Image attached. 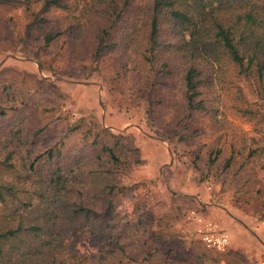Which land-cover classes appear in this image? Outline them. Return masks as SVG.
Masks as SVG:
<instances>
[{"label":"rangeland","instance_id":"obj_1","mask_svg":"<svg viewBox=\"0 0 264 264\" xmlns=\"http://www.w3.org/2000/svg\"><path fill=\"white\" fill-rule=\"evenodd\" d=\"M97 1L66 0L70 10H44V0H0V110H6V115L0 116L3 141L10 143V130L20 129L25 142L34 140L41 150L64 139L78 156L101 127L118 134L125 132L129 164L118 168L114 179L134 188L127 195L115 197L116 203L132 218L137 215L139 203L156 219L171 223L168 235L175 232L183 245L182 256L173 264H195L194 242H200L198 249L205 247L191 216L192 210L204 209L188 192L203 189L201 192L211 194L210 202L228 204L242 220L264 227V82L245 78L234 65L223 73L205 65L208 73L200 85L204 107L179 126V110H185L182 72L158 71L157 66L140 59L146 35L142 21L137 20V40L134 36L125 74L116 70L120 46H111L121 34L116 24L109 31V46L99 56L93 54L96 27L79 33L72 26L78 22H87L89 27L112 26V20L82 10L83 4ZM149 2L137 0L141 6ZM33 12H39L41 19L36 21ZM50 32L56 36L47 42ZM153 106L158 113L150 115L148 110H154ZM83 130L93 132L85 134ZM183 130L189 134L184 139L180 136ZM143 135L163 141L169 149L163 167L155 166L150 154L156 151L161 155L164 148L153 145ZM257 148L259 153L252 156L250 151ZM86 152L80 155L86 157ZM20 154L13 156L14 168L4 166V178H15L23 168ZM231 157L235 167L242 161L249 162L235 180L228 178L230 171H236L226 166ZM186 182L189 188L184 187ZM216 222L222 225L219 217ZM220 228L231 236L229 230ZM77 238L83 254L100 249L99 236L80 233ZM145 238L146 234L141 240ZM142 241L143 256L156 245L155 234H150L146 245ZM228 252L220 253L225 255L220 264H247L240 258L231 259ZM250 264H264V256L259 255Z\"/></svg>","mask_w":264,"mask_h":264},{"label":"trees","instance_id":"obj_2","mask_svg":"<svg viewBox=\"0 0 264 264\" xmlns=\"http://www.w3.org/2000/svg\"><path fill=\"white\" fill-rule=\"evenodd\" d=\"M87 5L82 6L84 12L90 10L112 20V26L89 27L87 22L72 26L79 33L96 27L93 54L99 56L109 46L110 29L117 25L121 34L111 46H120L119 74L128 72L137 20L146 27L140 59L157 66L158 71L182 72L185 110H179V126L204 107L200 85L207 77L205 65L222 73L234 65L245 78L264 82V0H150L146 6L138 5L137 0H98ZM53 7L70 10L71 6L66 0H44V10ZM38 13L33 12L36 21L41 19ZM53 33H47V42L56 36ZM153 109L148 110L150 115L158 113ZM4 115L6 110L1 108L0 116ZM10 132V143L0 134V155H4L0 160V264H173L182 256L181 240L175 232L168 235L171 223L156 219L139 203L135 218L118 208L115 197L134 188L114 179L116 170L129 164L125 132L101 127L91 144L83 147L88 152L81 150L78 156L64 139L41 150L36 141L25 142L23 130ZM180 136L184 139L189 134L183 130ZM28 144L31 147H25ZM258 151L250 153L253 156ZM85 152L86 157L80 155ZM16 153H21L23 168L15 178H4L1 171L4 166L15 167L12 159ZM248 163L242 161L235 167L231 157L226 166L236 171H230L228 178H239ZM80 233L100 237L97 253L80 252ZM152 233L156 245L142 256L141 238L146 234V245ZM198 246V241L192 246L195 264H220L213 249Z\"/></svg>","mask_w":264,"mask_h":264},{"label":"crops","instance_id":"obj_3","mask_svg":"<svg viewBox=\"0 0 264 264\" xmlns=\"http://www.w3.org/2000/svg\"><path fill=\"white\" fill-rule=\"evenodd\" d=\"M146 139H149L153 145H159V147H163L164 151L162 154L156 155V151L151 152V158L154 159L155 166L163 167L165 164V159H167L170 156L169 149L164 146L165 144L163 141L153 139L151 137H146L143 135ZM138 141V140H137ZM141 142V140H140ZM143 151H146L145 148ZM165 156V158L163 157ZM172 183V180H170ZM186 183H183L184 187L189 188L190 186ZM195 185V184H194ZM189 190V189H188ZM203 190V189H201ZM201 190H196V192L191 193L188 192L187 194L191 195V197L196 201L201 202L200 205L204 210H201L199 213L200 216L203 217L205 220L216 222V218L219 217L221 219L222 225H220L218 222H216L220 227L226 228L231 233V244L229 247L225 250H229L230 252V258H240L245 261V263L250 264L252 261H254L259 255L264 256V227H257V225L249 224L247 220H242L239 218L236 214H234L231 211V206L223 204H218L214 202H210V196L211 194L209 192H201ZM186 192H183L184 195ZM233 209V208H232ZM193 218V217H192ZM196 222V220H195ZM197 224V222H196ZM260 224V223H259ZM262 224V222H261ZM200 239V237H199ZM201 240V239H200ZM202 241V240H201ZM202 243H204L202 241ZM205 244V243H204ZM206 248H210L205 244ZM213 254L218 255L216 257H219V259L225 258L223 254L220 255V253H224L225 251H219L214 248ZM254 250V251H253ZM261 253V254H260ZM253 254L255 255L253 258ZM214 255V256H215ZM224 262V261H223ZM235 263V261H233ZM240 264V263H236Z\"/></svg>","mask_w":264,"mask_h":264},{"label":"built area","instance_id":"obj_4","mask_svg":"<svg viewBox=\"0 0 264 264\" xmlns=\"http://www.w3.org/2000/svg\"><path fill=\"white\" fill-rule=\"evenodd\" d=\"M200 215L197 210L191 211V216L198 224L197 231L200 239L210 248L225 251L231 244L230 234L220 228L216 222L205 220ZM261 222L264 224V216Z\"/></svg>","mask_w":264,"mask_h":264}]
</instances>
